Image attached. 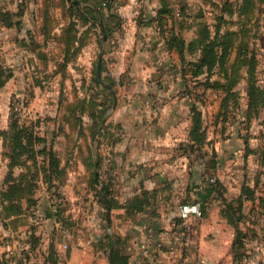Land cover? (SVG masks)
Here are the masks:
<instances>
[{"label":"crops","instance_id":"crops-1","mask_svg":"<svg viewBox=\"0 0 264 264\" xmlns=\"http://www.w3.org/2000/svg\"><path fill=\"white\" fill-rule=\"evenodd\" d=\"M41 1L1 0L4 5L32 4L29 11L36 16ZM65 1L76 7V19L85 21L77 26L74 43L80 52L76 62L69 64L68 76L78 77L79 82L87 79L92 59L97 61L101 54L100 80L112 84L114 91L110 117L105 120L111 134L106 144L111 155L105 160V165L110 162V171H104L109 177L101 172L92 220L97 231L103 232L101 218L107 204L110 231L118 242L115 260L124 258L126 264H264V205L257 199L249 202L238 185L245 173L243 142L234 136L233 123H220L222 87L216 83L201 92L196 87L203 78L192 76L191 68L200 51L188 48L197 30L205 25L215 30L220 15L228 24L220 23L217 30L229 29L230 19L231 28L238 29L237 14L227 12L242 0ZM30 19L24 28L39 21ZM168 31L187 42L183 46L166 43ZM208 80L226 82L218 73ZM233 90L240 98L229 116L235 114L233 108L241 111L247 103L244 77ZM194 108L201 114L205 137L199 145L192 135ZM196 151L204 166L196 164ZM69 175L74 179L75 174ZM77 175L81 182L83 173ZM209 177L219 186L210 185ZM72 185L68 182L64 188L68 200L63 207L68 219L77 218L78 227L71 229L77 228L78 240H71L70 228H62L54 218L42 230L25 215L5 220L0 222V264H48L49 256L53 264H115L113 249L105 251L99 242L92 249L86 242L87 201L78 193L74 202ZM254 195L257 198L258 191ZM186 202H199L203 214L189 222V243L169 257V230L178 219L179 205ZM237 212L240 218L234 216ZM239 227L253 233L245 235L244 248L236 255L235 228Z\"/></svg>","mask_w":264,"mask_h":264},{"label":"rangeland","instance_id":"rangeland-1","mask_svg":"<svg viewBox=\"0 0 264 264\" xmlns=\"http://www.w3.org/2000/svg\"><path fill=\"white\" fill-rule=\"evenodd\" d=\"M69 5L65 0H42L36 16L29 11L32 4L4 5L0 0V222L25 215L42 230L56 216L54 219L67 229L66 222L71 220L63 207L68 200L64 188L71 182L76 193L74 202H78V193L87 201L86 242L92 249L99 242L105 251H112L115 238L107 224L105 207L101 218L103 232L97 231L92 220L101 172L108 178L105 172L110 171V162L105 165V160L111 155V147L106 146L111 134L105 120L110 117L112 97L110 89L95 80V58L87 79L79 82L78 77L68 76L69 64L76 62L80 52L74 43L78 22L70 15ZM29 17L39 21L33 20V26L26 29ZM251 20L256 28L249 30V24L248 30L230 36V54L240 56L239 48L248 46L250 52L245 58L254 60L261 102L255 113L249 112L247 103L241 111L233 108L235 114L220 123H233V134L244 145L245 173L239 187L249 191V202L257 199L264 205V0H258L256 16L253 14L247 23ZM196 33L188 43L205 44L210 40L208 34L198 37L199 30ZM18 49L20 53L16 52ZM196 87L200 92L206 89ZM78 173H83L81 182ZM69 174H75L74 179ZM254 191H258L257 198ZM240 215L237 212L234 216ZM71 227H78L77 218L71 221L70 238L78 240L77 228L73 231ZM248 229L235 228L236 236L252 235Z\"/></svg>","mask_w":264,"mask_h":264},{"label":"trees","instance_id":"trees-1","mask_svg":"<svg viewBox=\"0 0 264 264\" xmlns=\"http://www.w3.org/2000/svg\"><path fill=\"white\" fill-rule=\"evenodd\" d=\"M258 0H242V2L237 6V8H233V11L227 12L230 15L233 16L234 13L237 14V28L236 30H233L231 27L233 26V23L229 20V29L225 30H217L218 25L220 23H223L225 25L228 24L227 20L223 18L224 16L220 15L219 18L216 19L215 30H209L208 27L205 25L202 30H199V36L201 37L202 33L208 34V39H210L205 44H194L189 43L188 48L193 49L198 48L200 51V57L198 59V62L194 63L191 68V74L192 76H202V80L197 84V86H204V87H214L216 83L219 84L220 87H222V93L224 94V97L221 100V109L218 113V116L220 118L221 122H227L229 120V112L230 108L232 106L238 105L239 101V92L236 90H233L234 87L237 85L238 81L244 77L246 81V98H247V107H249V112H257L258 105L261 102V100L258 101V95L261 97L260 89H258V77L256 74V69H254L256 66L253 62L254 60L251 59L250 62L245 58L249 54L248 46L244 44V46L239 48L238 54L240 56H236V54L231 57V50L232 46L230 43V36L235 35L238 31L248 30L247 25H249V30L251 26L253 25V20L251 22L247 23L248 18L251 19V16L254 14V12L258 8ZM235 6V5H234ZM69 13L73 18H77V14L75 15L74 10H76V7L74 5H69ZM94 11V10H93ZM89 13V12H88ZM81 19V20H80ZM78 24H85V21L83 20V17H79V19H76ZM158 21V20H157ZM72 29V27H70ZM74 29V28H73ZM62 30H65L64 28ZM76 30V29H74ZM222 32V33H221ZM212 34V37H209V34ZM198 39V38H197ZM196 39V40H197ZM195 40V41H196ZM200 40V38H199ZM198 40V41H199ZM184 41L176 37L175 35L170 34L166 38V43H177L181 46H183ZM192 46V47H191ZM246 50H248L246 52ZM254 67V68H253ZM220 74L223 75L226 79L225 83H220L217 81H213V83L209 82V77L213 74ZM192 118L194 121V127L192 129V135L196 142L199 144H202V141L205 139L204 137V131H202V124H201V114L199 111H197L195 108L193 109ZM212 177L208 178V183L214 187H218V183L216 180L211 182ZM217 190V189H216ZM243 194L246 196V198L249 197V191L242 190ZM108 203L111 204L109 193H108ZM186 203H199V202H186ZM200 208H201V204ZM202 210V209H201ZM203 214V212H202ZM55 214H53V217ZM56 218V216L54 217ZM67 219V218H66ZM71 222L67 221L65 227L68 229L70 228ZM241 236V235H240ZM237 234V238L234 242L235 248L237 249L236 255H240L238 251H241L244 248L243 245V239ZM245 237V236H244ZM114 257L113 261L115 264H126V259L121 258L119 260H115V257L117 253L115 252L118 250L117 245L118 242L114 241ZM53 249L50 251V254L52 253ZM48 264H53V260L50 259V256L48 258ZM47 260V259H46ZM47 262V261H46Z\"/></svg>","mask_w":264,"mask_h":264},{"label":"built area","instance_id":"built-area-1","mask_svg":"<svg viewBox=\"0 0 264 264\" xmlns=\"http://www.w3.org/2000/svg\"><path fill=\"white\" fill-rule=\"evenodd\" d=\"M196 153V164L204 166L202 156L199 152L196 151ZM201 217L202 210L199 203H183L179 205L178 219L172 223V228L169 230V243L166 248L169 257L175 256L176 251L189 243V222L192 219H200Z\"/></svg>","mask_w":264,"mask_h":264},{"label":"water","instance_id":"water-1","mask_svg":"<svg viewBox=\"0 0 264 264\" xmlns=\"http://www.w3.org/2000/svg\"><path fill=\"white\" fill-rule=\"evenodd\" d=\"M100 63H101V54H99V56H98V58H97V61H96V74H95V80L97 81V82H99L100 84H102V85H104V86H106V87H108L109 89H110V92H111V94H112V96H114V91L112 90V88H111V86L110 85H108V84H105V83H103L101 80H100V77H99V72H100ZM102 188H103V190H104V202H105V204H106V201H105V187L102 185ZM106 219H107V224H108V226H110V217H109V209H108V206H107V204H106Z\"/></svg>","mask_w":264,"mask_h":264}]
</instances>
